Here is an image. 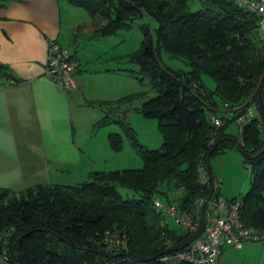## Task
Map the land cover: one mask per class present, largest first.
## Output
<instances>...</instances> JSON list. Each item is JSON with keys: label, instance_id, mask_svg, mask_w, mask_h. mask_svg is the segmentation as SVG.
Instances as JSON below:
<instances>
[{"label": "trees", "instance_id": "1", "mask_svg": "<svg viewBox=\"0 0 264 264\" xmlns=\"http://www.w3.org/2000/svg\"><path fill=\"white\" fill-rule=\"evenodd\" d=\"M10 1L0 0V6ZM68 1L96 20L99 36L118 34L144 16L158 21L157 26L140 23L141 46L128 54L130 61L139 64L140 79H147L156 95L144 99L147 90H142L114 100L90 101L107 112L97 124L118 121L144 163L142 167L96 169L90 179L76 184L40 183L18 194L0 186V264L4 252L10 256L9 264H186L177 257L178 251H163L191 232L169 223L164 212L157 210L155 199L178 203L198 219L200 205L210 191L205 159L214 142L233 135L252 154L264 149V122L258 106L264 81L260 14L237 0H201L204 7L195 10L189 0ZM163 51L183 59L189 68L168 66L162 60ZM72 56L77 58L76 52ZM204 75L215 79V88L206 84ZM8 78L17 79L7 63H0V83ZM140 98L143 101L134 107L158 119L163 135L160 148L145 147L126 116L109 115L118 112L121 104ZM220 101L232 111L231 117L216 113ZM252 104L259 113L238 134L227 131L229 123ZM215 115L225 123L217 125ZM108 139L114 150L124 147L120 132H110ZM234 147L239 148L234 140L225 139L210 159ZM244 160L249 164L250 187L227 199H239L242 221L264 232V151ZM119 186L132 188L138 195L124 197ZM217 195L222 194L216 179L213 196ZM108 230L124 240L125 246L110 247L105 239ZM91 249L128 254L106 256ZM156 254L160 255L141 260Z\"/></svg>", "mask_w": 264, "mask_h": 264}, {"label": "crops", "instance_id": "2", "mask_svg": "<svg viewBox=\"0 0 264 264\" xmlns=\"http://www.w3.org/2000/svg\"><path fill=\"white\" fill-rule=\"evenodd\" d=\"M88 14L68 0H11L0 6V63H7L17 78L0 83V186L13 193L40 183H58L46 181L52 170L48 163L78 162L81 152L87 151L70 137L74 100L97 110L91 100L124 96L120 66L91 67L96 57L79 55L78 48L72 50L66 43L78 44L79 38L102 39L95 34L96 20ZM51 40L76 52L80 65L74 92H68L46 72ZM3 179L20 180L21 185Z\"/></svg>", "mask_w": 264, "mask_h": 264}, {"label": "rangeland", "instance_id": "3", "mask_svg": "<svg viewBox=\"0 0 264 264\" xmlns=\"http://www.w3.org/2000/svg\"><path fill=\"white\" fill-rule=\"evenodd\" d=\"M189 5L192 10L204 7L201 0H189ZM78 8L83 12H87L82 7ZM142 22H149L152 26L158 25L156 19L144 16L139 18L133 27L123 29L118 34L103 36L102 39H95L94 37L79 38L80 42L78 44H71L68 41L66 43L73 48L72 50L78 48L79 55L96 57L90 63L91 67L120 66L122 68L120 79L125 82V92L123 95L147 90L145 99L156 95L157 91L150 88L147 79L144 81L140 79L139 76L141 74L137 71L139 64L130 61L128 57L130 52L141 46L144 34L139 25ZM119 54H121V57L118 59L116 56ZM114 55L116 56L114 57ZM162 60L168 66L175 69L189 68V64L183 59L172 56L168 51L162 52ZM204 80L210 88H215L216 81L212 76L204 75ZM141 101H143V98L131 103H123L117 109L118 112L108 113L112 118L126 116L130 125L136 130L138 139L145 147L152 149L160 148L163 144V135L158 128V119L147 117L135 109L134 106L140 105ZM73 106L74 124L69 129L70 137L72 141L75 140L77 145L84 147L87 151L81 152L78 162L71 159L63 162L48 163L52 170L48 174L50 178H47L46 181L76 184L90 179V171L95 169L109 170L143 166L142 156L133 146L131 138L118 121L112 120L105 124H97V121L104 117L105 113L107 114L106 110H101L98 105H96L97 110L94 109L95 107L85 103L78 105L77 100H74ZM208 111L209 113H213L212 110ZM216 113L224 117L232 116V111L222 101H220ZM227 131L238 134L240 131L238 123L232 120L227 126ZM110 132H120L122 134L124 147L121 150H114L111 147L108 139ZM69 143L70 141L66 144ZM244 157L241 150L238 147H234L225 153L214 155L210 159L220 192L225 198L240 195L250 187V169ZM2 181L9 182L15 186L21 185L20 180L3 179ZM119 190L124 197L138 195L134 189L126 186H119ZM159 195L164 197L161 193ZM164 214L167 221L173 226L179 224L176 222L174 216L166 210ZM220 263L264 264V239H246L241 246H235V244L227 241L220 253Z\"/></svg>", "mask_w": 264, "mask_h": 264}, {"label": "built area", "instance_id": "4", "mask_svg": "<svg viewBox=\"0 0 264 264\" xmlns=\"http://www.w3.org/2000/svg\"><path fill=\"white\" fill-rule=\"evenodd\" d=\"M241 4L258 11L260 14L259 28L264 32V0H237ZM77 60L72 56V50L57 40H51L48 45L46 72L58 81L68 92L78 89L76 80ZM259 113L256 104L236 116L240 130ZM217 125L225 120L217 115L213 118ZM207 174V173H206ZM205 201V200H204ZM202 201V203L204 202ZM201 203V204H202ZM240 200H228L222 195L212 196L206 205V227L201 235L188 246L178 250L177 257L186 264H221L220 253L227 241L241 246L246 239H264V232L254 226L246 225L239 214ZM155 206L159 211H167L174 216L177 223L191 233L199 226V218L182 209L178 203H167L162 198L155 199ZM164 222V221H163ZM105 239L110 247L125 246V241L116 238L115 232L108 230ZM10 256L4 252L2 263L9 264Z\"/></svg>", "mask_w": 264, "mask_h": 264}, {"label": "water", "instance_id": "5", "mask_svg": "<svg viewBox=\"0 0 264 264\" xmlns=\"http://www.w3.org/2000/svg\"><path fill=\"white\" fill-rule=\"evenodd\" d=\"M264 87V81H263V84L259 90V94H258V106H259V110H260V114H261V118L264 122V97H263V94H262V89ZM225 139H232L234 140L238 146H239V149L241 150V152L243 153V155L248 158V159H253L255 157H257L260 153H262L264 151V149L262 151H260L258 154H252L250 153L249 151H247L241 140L233 135H226V136H223L219 139H217L213 146L211 147L206 159H205V165H206V169H207V173H208V176H209V180H210V191H209V194L207 196V198L205 199V201L200 205V208H199V215H198V218H199V226L197 227V229L195 231H193L190 235L186 236L184 239H182L181 241L171 245L170 247H168L167 249H165L163 252L167 253L169 251H178V250H181L183 248H185L186 246H188L194 239H196L199 235H201L203 233V231L205 230V227H206V215H205V208H206V205L208 203V201L211 199V197L213 196V193L215 191V176H214V172H213V168H212V164H211V161H210V156L213 152V150L216 148V146L223 140ZM21 236H19L14 245H13V248H12V260H14V251H15V248H16V245L19 241ZM60 238L62 240H64L66 243L70 244V245H73V246H76L75 242H73L71 239L67 238V237H64V236H60ZM99 254H103V255H106V256H113V255H125V254H128L127 252L125 251H118V252H110V251H107V250H102V249H91ZM158 255L160 254H156L155 256L153 257H149V258H144V259H141V260H145V261H149L151 259H154L156 257H158ZM134 260H137V259H134Z\"/></svg>", "mask_w": 264, "mask_h": 264}]
</instances>
